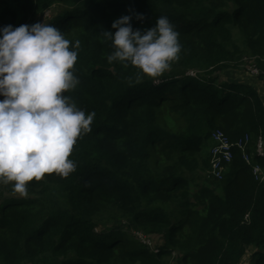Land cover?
Instances as JSON below:
<instances>
[{"label": "trees", "instance_id": "1", "mask_svg": "<svg viewBox=\"0 0 264 264\" xmlns=\"http://www.w3.org/2000/svg\"><path fill=\"white\" fill-rule=\"evenodd\" d=\"M53 8L45 23L80 41V83L63 94L95 117L68 176L45 173L26 195L0 182V264H264V179L252 168L264 175V97L231 70L252 55L264 77V0H0V28ZM124 15L141 31L164 15L179 32L161 75L108 62L103 32ZM216 128L233 143L250 136L251 162L234 145L221 178ZM133 230L159 237L157 251Z\"/></svg>", "mask_w": 264, "mask_h": 264}, {"label": "clouds", "instance_id": "2", "mask_svg": "<svg viewBox=\"0 0 264 264\" xmlns=\"http://www.w3.org/2000/svg\"><path fill=\"white\" fill-rule=\"evenodd\" d=\"M131 19L124 15L113 22L115 32H103L114 49L107 60L157 77L179 59L180 34L164 15L143 31L134 30ZM136 19L142 21L143 14ZM0 34V182H14L13 191L26 195L33 179L54 171L68 176L75 169L70 153L91 130L95 112L86 113L63 94L80 83L73 71L78 39L72 43L45 22L9 24Z\"/></svg>", "mask_w": 264, "mask_h": 264}, {"label": "built area", "instance_id": "3", "mask_svg": "<svg viewBox=\"0 0 264 264\" xmlns=\"http://www.w3.org/2000/svg\"><path fill=\"white\" fill-rule=\"evenodd\" d=\"M255 71L259 69L255 67ZM211 139L213 141V146L211 149L212 153V173L214 176L221 178L223 172V164L224 161L229 162L233 157V146L238 145L242 150V157L245 159L247 163H250L252 160V156L247 152L248 142L250 140V136L247 134L244 139H239L237 142L233 143L229 136L226 134L224 130L221 128H216L211 133ZM255 155L264 157V138L262 135L258 136L255 144ZM253 172L257 176H261L264 179V175L262 172V168L259 164L253 165ZM134 234L143 242L147 243L152 250L157 251L155 246H152L151 240L142 232L134 231Z\"/></svg>", "mask_w": 264, "mask_h": 264}, {"label": "rangeland", "instance_id": "4", "mask_svg": "<svg viewBox=\"0 0 264 264\" xmlns=\"http://www.w3.org/2000/svg\"><path fill=\"white\" fill-rule=\"evenodd\" d=\"M56 11V8H53L52 11H48L45 15L39 16L31 21L29 25H32L37 22H47L50 14L52 12ZM248 55V54H247ZM256 62L255 58L252 55L244 56L241 62L237 65V68H232L235 78L242 79L246 78L250 80L254 86L257 87L258 91L261 93V95L264 97V77L259 76V70L255 71ZM230 74V73H229ZM224 73L225 77H229ZM135 230L132 231L134 233ZM152 242V246H156L158 241L160 240L157 236H152L149 238ZM168 264H177V259L171 258L170 262ZM241 264H250V256H246Z\"/></svg>", "mask_w": 264, "mask_h": 264}]
</instances>
